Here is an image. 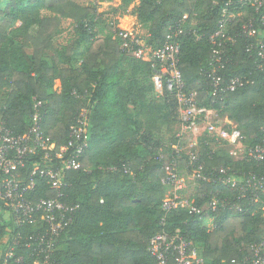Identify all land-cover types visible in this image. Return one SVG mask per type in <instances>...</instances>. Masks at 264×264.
Listing matches in <instances>:
<instances>
[{
  "label": "trees",
  "instance_id": "obj_1",
  "mask_svg": "<svg viewBox=\"0 0 264 264\" xmlns=\"http://www.w3.org/2000/svg\"><path fill=\"white\" fill-rule=\"evenodd\" d=\"M225 1L140 0L137 12L148 31L146 43L153 47L162 45L168 25L188 15L179 54L186 89L196 92L199 104L233 121L247 136V143H256L264 138V71L258 67L257 49L247 51L246 46L264 39L258 14L248 12L231 28L234 34L254 16L257 32L250 37L236 35L235 44L226 47L229 61L220 71L222 86L232 77L243 78L244 84L213 95L211 80L204 73L211 60L208 36ZM100 20L98 7L85 0H0V115L6 125L15 134L25 132L32 122L35 97L43 103L40 130L58 148L68 141L79 113L86 111L88 145L79 167L63 174L64 201L76 208L52 259L57 264H156L147 245L164 228L179 230L186 240L200 244L205 264H247L251 247L264 237V193L261 201L254 202L249 196L239 198L236 188L199 180L188 195L192 205L201 208L213 195L226 199V205L219 202L214 211L207 208L201 213L173 209L162 224L166 193L162 179L169 169L190 174L193 167L185 152L178 157L174 148L156 154L160 141L148 131H139L138 116L145 105L158 100L179 123L177 103L167 93L155 94L153 62L121 47L115 21ZM65 21L73 34L54 48L53 40L64 31ZM50 50L51 64L44 58ZM56 79L60 91L53 86ZM124 81L126 89L121 86ZM126 130H131L130 137ZM212 140L216 138L204 130L198 137L204 146L198 152L207 176L214 177L221 167L235 176L264 172V162L231 158L222 149L211 151L206 145ZM43 153L38 148L24 158L23 175L44 163ZM35 194L49 197L53 191L41 179ZM0 231L28 235L35 228L27 222L15 224L0 203Z\"/></svg>",
  "mask_w": 264,
  "mask_h": 264
},
{
  "label": "built area",
  "instance_id": "obj_2",
  "mask_svg": "<svg viewBox=\"0 0 264 264\" xmlns=\"http://www.w3.org/2000/svg\"><path fill=\"white\" fill-rule=\"evenodd\" d=\"M248 12L258 14L257 22L264 27V0H227L219 8V17L215 30L208 36L211 47V60L208 69L204 72L211 80L212 94L218 95L223 91H234L244 84L243 78L232 77L224 82L220 71L229 61L227 46L236 42V35L240 33L245 37L257 32L255 18L250 16L235 33L231 32L239 18L247 16ZM187 14H184L174 24L167 27L162 45L153 47L146 40L128 27L116 26L117 35L121 40V47L133 50L138 59L153 62V74L151 81L157 96L165 93L172 96L177 103V113L180 131L179 140L173 147L180 157L185 152L188 164L192 165L193 180L196 185L199 180L219 182L224 186L236 188L239 198L249 196L252 201H261L264 193V172L242 173L238 176L230 170L221 167L217 174L207 176L203 173L204 163L200 159L198 137L204 130L217 141L231 147L230 155L235 159L253 160L264 162V138L260 142L247 143V136L236 124L227 117H220L213 108L199 104L197 94L188 91L179 69L180 38L185 33ZM196 39L200 35L192 31ZM135 47V48H134ZM257 49V56L261 63L260 70L264 71V39L258 40L256 45L248 43L246 50ZM33 111L31 125L22 134H15L0 115V203L9 212V218L17 224L27 222L35 228V231L23 235V231H0V264H57L52 259L60 234L69 226L73 219L76 206L64 201L66 182L63 174L66 170L78 168L79 158L86 149L87 130L86 111L79 113L77 124L71 127L68 141L55 147L54 142H47L40 130L42 101L33 98ZM191 137L190 143H181V135ZM184 135V136H185ZM43 150V164L34 165L25 175L21 169L25 167L24 158L28 154ZM127 171V170H125ZM43 179L53 195L49 197H37L36 190L39 181ZM166 187L165 197L161 204L165 216L173 209L186 208L190 212L201 213L204 209L215 207L220 202L226 205V199H219L215 195L203 207L197 208L189 200L186 185L181 173L175 168L169 169L162 179ZM238 210L241 208L236 206ZM264 216V205L261 207ZM197 243L185 239L179 230L169 232L164 228L155 233L149 239L147 251L154 257L156 264H205L198 249ZM251 255L247 264H264V237L251 247Z\"/></svg>",
  "mask_w": 264,
  "mask_h": 264
},
{
  "label": "rangeland",
  "instance_id": "obj_3",
  "mask_svg": "<svg viewBox=\"0 0 264 264\" xmlns=\"http://www.w3.org/2000/svg\"><path fill=\"white\" fill-rule=\"evenodd\" d=\"M88 4H92L98 7V11L101 13V22L107 21H115L116 26L120 27H128L129 29L133 30L134 32H138V34L142 37V39L146 40L148 37V31L144 26L141 24L138 18V8L140 5V0H85ZM19 23H17L18 25ZM64 31L53 40L54 48L57 47L60 43L65 42V40L73 34L72 27L68 21L63 23ZM52 54L53 50L47 51L44 55V58L51 64L52 63ZM80 63V57L76 61V65ZM138 79H141V73L137 76ZM132 84V82H129ZM54 88L57 91H60V84L59 81L56 79L53 83ZM122 88H127V83L124 81L122 83ZM129 86V85H128ZM132 89H135L132 86ZM7 90L4 89L2 94ZM150 95H153V93ZM162 101H153L150 104L145 105L142 108V114L138 116L139 121L142 122V126L140 127V132L148 131L153 139H157L160 141V146L157 149L156 154H162L165 151L170 150L173 148L178 139V134L180 131V126L177 119L174 115L171 114L169 108L162 105ZM221 117L224 114L220 113ZM129 137L131 135V130H126L125 134ZM181 135V143L186 145L190 143L191 137L188 135ZM208 146L211 151L222 149V151L229 157L234 158L230 155L231 147L225 145L221 141L212 140L210 141ZM205 146V147H206ZM198 150L200 148H204V146L199 145L196 146ZM182 169V168H181ZM181 176L184 180L186 185V193L191 195L194 191L196 186L195 181L193 180V173L187 174L186 172H182ZM207 222V221H206ZM198 249L202 248L200 244H198Z\"/></svg>",
  "mask_w": 264,
  "mask_h": 264
}]
</instances>
